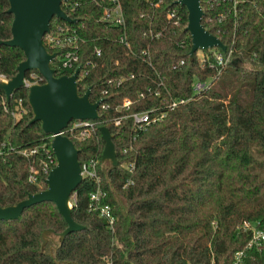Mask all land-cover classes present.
I'll use <instances>...</instances> for the list:
<instances>
[{"label": "trees", "instance_id": "trees-1", "mask_svg": "<svg viewBox=\"0 0 264 264\" xmlns=\"http://www.w3.org/2000/svg\"><path fill=\"white\" fill-rule=\"evenodd\" d=\"M176 1L120 0L124 28L101 20L98 0L62 3L76 23L51 19L48 34L60 27L77 38L53 46L44 36L48 52L57 55L55 75L71 73L60 62L78 45V92L90 87V101L107 106L99 107L89 137L64 133L80 163L99 160V182L84 178L76 188L71 215L84 229L62 242L58 235L67 225L52 202L25 208L17 220H0V264H234L239 251L243 264H264V246L246 248L249 234L242 229L244 221L264 228V0H201L203 26L226 46L225 52L204 51L203 66L196 53L189 55L185 7L178 5V24L168 16ZM8 9V0H0V77L9 80L24 53L3 44L11 38ZM123 34L128 46L120 42ZM212 51L227 59L224 66ZM195 81L208 85L193 93ZM27 94L22 87L6 101L0 88L1 207L47 187L42 148H50L52 137L40 122L29 123ZM126 98L128 109L122 108ZM18 100L23 113L14 117ZM174 100L185 102L170 107ZM144 111L165 117L137 129L129 115ZM100 126L112 135L116 167L101 159ZM34 147L37 154H20ZM97 191L95 203L110 206L112 225L92 209L90 195ZM48 229L53 233L42 245Z\"/></svg>", "mask_w": 264, "mask_h": 264}, {"label": "water", "instance_id": "water-1", "mask_svg": "<svg viewBox=\"0 0 264 264\" xmlns=\"http://www.w3.org/2000/svg\"><path fill=\"white\" fill-rule=\"evenodd\" d=\"M66 1L68 0H8V12L13 15L11 38L3 41V44L20 48L24 53V60L18 64L14 76L8 81L0 80V88L5 93L6 101H9L15 91L25 86L24 80L28 73L36 72L43 78L44 83L28 87L27 102L33 114L29 123L40 122L43 132L51 135L50 148L56 159V165L45 179L46 189L29 193L15 205L0 206V220H17L25 208L41 202H52L67 225L58 235L60 242L68 234L84 229L71 215V198L84 179L78 150L62 132L73 121H97L101 104L100 101H90V87L82 95L79 94L78 70L71 75L56 76V70L51 67L57 55L48 52L43 43L44 36L50 32L51 19L57 17L69 23L77 22L62 9V3ZM175 4L187 10L185 30L191 39L190 57L198 50L204 52L218 48L226 51V46L220 39L202 24L204 12L201 0H177ZM99 131L104 141L102 161L118 166L110 131L105 126H100ZM51 233V229L44 231L41 235L42 245L47 241L46 235Z\"/></svg>", "mask_w": 264, "mask_h": 264}, {"label": "built area", "instance_id": "built-area-1", "mask_svg": "<svg viewBox=\"0 0 264 264\" xmlns=\"http://www.w3.org/2000/svg\"><path fill=\"white\" fill-rule=\"evenodd\" d=\"M163 0H158L156 3V6H158L160 3H162ZM98 3L100 7L102 8V15H101V20L103 22H106L108 24H111L113 26L117 27H125V18L123 15V10L121 6L120 0H98ZM178 5L175 6V8L170 9L168 12V16L171 18L175 19V23L178 24ZM58 34H47L46 40L48 43H50L53 46L61 45L63 42L67 43H76V36L75 35H70L67 30L61 29L58 27L57 29ZM50 33V32H49ZM62 38L59 37V34H63ZM120 42L124 43L125 45L128 46V42L126 40V35L123 34L120 37ZM213 50V49H212ZM95 53L97 56L101 54L100 49H96ZM213 56L216 59V62L218 65L224 66L227 62V59H223L220 53L216 51H212ZM204 57V56H203ZM203 57L200 59V62L203 66ZM79 60L78 56V45L74 44L73 49L70 51L66 52L64 57L61 59L60 62V68L62 70H69L71 71V75L74 73L73 65ZM183 60L179 61L180 64H183ZM89 63V62H88ZM78 70V69H76ZM29 77H26L24 80V84L26 88H28L30 85L33 84H41L40 81H43V78L36 72H30L28 73ZM79 79V70H78V78ZM0 80L3 81H8V79L4 77H0ZM118 84L120 81L117 82ZM208 85L207 82H202V81H195L193 83L192 91L193 93H200L201 90H203L206 86ZM140 97H143V94H139ZM19 102V107L17 106L16 111L13 112L14 117H19L23 113V108L21 107V100H18ZM184 100L180 101H171L170 102V107H176L180 103H184ZM130 104V100L128 98L124 99L122 108L128 109ZM100 106L105 110L106 109V104H100ZM117 112L116 111H107L106 114L109 116H114ZM129 117L132 119V123L135 128L137 129H144L147 126L156 123L158 121H161L165 117V113H155L154 111H144V112H134L129 115ZM122 118H115V121H120ZM93 128V121H73L70 123L67 128H65L62 132L64 134L65 132L70 134L71 136H74L77 139H85L89 137L91 130ZM65 135V134H64ZM43 151H45V157L46 160L43 161L41 164V174L46 177L48 176L50 170L52 169V165L54 164L55 161V156L51 150V148L46 149V147L42 148ZM40 149L38 147H34L31 149H24L20 151V154L23 155L24 157H30L32 155H35L39 152ZM98 167H99V160L98 159H89L87 161H84L80 163V169H81V175L84 178L92 179L96 183L99 182V175H98ZM130 169H133V166H130ZM28 180L32 183L37 182V175L36 172L32 173ZM100 196V192H94L90 195V200L93 201L94 203L92 204V209L97 210L99 215L106 219L110 225L113 223V216L111 214V209L109 205H98L95 203V201H98ZM242 229L243 231H246L249 234V240L246 244V248L251 249L255 248L256 250L262 249L264 246V228H261L258 226V223L251 222V221H244L242 223ZM243 251H239L235 254V260L234 264H243L242 258H243Z\"/></svg>", "mask_w": 264, "mask_h": 264}, {"label": "rangeland", "instance_id": "rangeland-1", "mask_svg": "<svg viewBox=\"0 0 264 264\" xmlns=\"http://www.w3.org/2000/svg\"><path fill=\"white\" fill-rule=\"evenodd\" d=\"M49 41V40H48ZM47 41V42H48ZM196 55L201 59L202 57H203V51H201V50H198L197 52H196ZM73 197L71 198V202L73 201ZM58 237H53V238H51L52 239V241L54 242V244L57 242V239ZM47 242V241H46ZM46 242H45V244H46Z\"/></svg>", "mask_w": 264, "mask_h": 264}]
</instances>
